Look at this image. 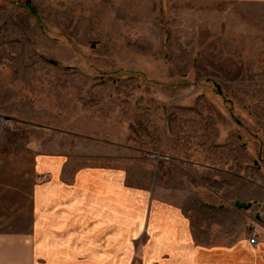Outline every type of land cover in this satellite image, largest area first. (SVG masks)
<instances>
[{"label": "rangeland", "instance_id": "374dc122", "mask_svg": "<svg viewBox=\"0 0 264 264\" xmlns=\"http://www.w3.org/2000/svg\"><path fill=\"white\" fill-rule=\"evenodd\" d=\"M182 7L0 0V218L52 156L117 172L119 264L264 263V0Z\"/></svg>", "mask_w": 264, "mask_h": 264}, {"label": "crops", "instance_id": "0c3cea01", "mask_svg": "<svg viewBox=\"0 0 264 264\" xmlns=\"http://www.w3.org/2000/svg\"><path fill=\"white\" fill-rule=\"evenodd\" d=\"M166 1L192 11L213 3L162 0ZM70 166L67 160L34 156L25 202L0 218V226L22 227L0 231V264H119V245L127 253L130 240L119 227L117 207L110 198L113 192L116 201L117 172ZM64 169H70L65 178ZM39 173L45 175L44 181L38 180ZM8 190L1 188L0 194L18 191L16 186ZM213 258V252L200 251L187 259L188 264H213Z\"/></svg>", "mask_w": 264, "mask_h": 264}, {"label": "built area", "instance_id": "2783aa9c", "mask_svg": "<svg viewBox=\"0 0 264 264\" xmlns=\"http://www.w3.org/2000/svg\"><path fill=\"white\" fill-rule=\"evenodd\" d=\"M8 125V121L7 120H4L1 116H0V129L1 128H4ZM45 180V176H42L40 181H44ZM250 244H253L254 243V239L252 238L250 241H249Z\"/></svg>", "mask_w": 264, "mask_h": 264}, {"label": "trees", "instance_id": "16d2710c", "mask_svg": "<svg viewBox=\"0 0 264 264\" xmlns=\"http://www.w3.org/2000/svg\"><path fill=\"white\" fill-rule=\"evenodd\" d=\"M27 5H26V7L29 9V12L31 13V15H34V10H33V8L31 9L29 6H28V4L29 3H26ZM215 93L217 94V95H220V92L215 88Z\"/></svg>", "mask_w": 264, "mask_h": 264}, {"label": "water", "instance_id": "95a60500", "mask_svg": "<svg viewBox=\"0 0 264 264\" xmlns=\"http://www.w3.org/2000/svg\"><path fill=\"white\" fill-rule=\"evenodd\" d=\"M2 118H3V117H2ZM3 119H4V120H8L9 118H7V117H4Z\"/></svg>", "mask_w": 264, "mask_h": 264}]
</instances>
